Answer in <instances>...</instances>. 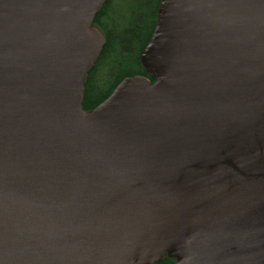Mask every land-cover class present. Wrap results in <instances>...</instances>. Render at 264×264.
I'll list each match as a JSON object with an SVG mask.
<instances>
[{"label":"water","instance_id":"water-1","mask_svg":"<svg viewBox=\"0 0 264 264\" xmlns=\"http://www.w3.org/2000/svg\"><path fill=\"white\" fill-rule=\"evenodd\" d=\"M106 0H0V264H264V0H160L91 111Z\"/></svg>","mask_w":264,"mask_h":264},{"label":"trees","instance_id":"trees-1","mask_svg":"<svg viewBox=\"0 0 264 264\" xmlns=\"http://www.w3.org/2000/svg\"><path fill=\"white\" fill-rule=\"evenodd\" d=\"M160 0H106L93 18L105 44L87 74L81 108L91 111L106 99L126 77L142 75L155 82V75L142 66L140 54L157 20ZM162 254L154 264H175Z\"/></svg>","mask_w":264,"mask_h":264}]
</instances>
